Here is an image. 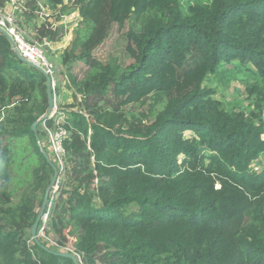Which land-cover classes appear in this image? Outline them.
I'll return each instance as SVG.
<instances>
[{
  "label": "trees",
  "instance_id": "obj_1",
  "mask_svg": "<svg viewBox=\"0 0 264 264\" xmlns=\"http://www.w3.org/2000/svg\"><path fill=\"white\" fill-rule=\"evenodd\" d=\"M65 1L49 3L78 10L82 21L61 60L77 104L59 99L73 131L70 175L46 227L56 251L81 264H264V0L196 2L188 16L180 0ZM36 10L34 1L30 15ZM133 16L142 29L127 34L131 63L97 59ZM49 26L38 28L39 41L61 39ZM76 62L88 67L83 81ZM235 62L259 77L246 87L253 111L228 109L204 86ZM148 100L166 101L153 122L127 113ZM48 107L46 77L17 59L0 31V264H74L32 240L54 177L39 126V140L32 130ZM133 205L135 218L124 212Z\"/></svg>",
  "mask_w": 264,
  "mask_h": 264
},
{
  "label": "rangeland",
  "instance_id": "obj_2",
  "mask_svg": "<svg viewBox=\"0 0 264 264\" xmlns=\"http://www.w3.org/2000/svg\"><path fill=\"white\" fill-rule=\"evenodd\" d=\"M196 2L200 3H208L210 4L212 0H180V3L182 5V11L185 16H188L190 13L189 7L193 5ZM45 3V1H44ZM52 26V25H50ZM49 26V27H50ZM74 26V31L80 26V21L75 20L72 23V27ZM77 26V27H76ZM129 29H133L137 32H140L142 29V24L137 16H133L131 20L126 24L124 30H120L117 26L114 27L113 32L109 39L100 47L98 48L94 55L96 56L97 59H99L102 62H109L113 58H117L119 62L124 65L128 66L131 63L130 56L128 55L126 48L128 45V39H127V34L129 33ZM33 35V34H32ZM74 36V32H73ZM35 40L39 41V38L37 36H31ZM52 47H53V42H52ZM54 47H53V52H54ZM50 53V56L52 57V61L58 67L60 71V85L58 87L57 93V103L58 105L62 103L61 105L68 108L70 106H74L77 104V102L74 100L73 95L75 94L73 90L68 89L67 86H64L67 84L68 78L65 77V73L63 71V66L60 62V57L62 55H56ZM62 52V51H59ZM88 71V67L83 64L76 62L73 65V73L77 76L79 81H83L86 77V73ZM259 77L255 72V69L250 63L246 64H239L237 62L227 65L222 68L221 71L218 72L217 75L209 76L206 81L204 82V86L217 89L218 95L216 96L217 99H221V101L226 105L228 109H234V108H247L249 109V105L252 104L251 111H253L254 107V98L247 99V85L251 84L255 81H258ZM71 85V84H70ZM224 92V95H221V93ZM79 100L81 99V96L78 94ZM60 99V103H59ZM166 102V101H165ZM165 102L158 105L154 106L152 104L151 100L146 101L142 105H137V106H128L127 113L129 115H140V114H145L148 117V120L150 122H153L155 120L156 116L158 113L163 109L165 106ZM78 109V108H76ZM67 111V110H66ZM65 112V111H64ZM66 113V112H65ZM68 113H70L68 111ZM86 116H88L85 113ZM5 113H2L0 116V123L3 122L4 120ZM43 117H41L38 122H39V131L41 133V138H40V143H38L39 147L41 150H44L47 152L48 155H51L53 157V154L48 147L47 140L45 138V135H43ZM185 137L187 139H191L194 137V134H185ZM2 139V138H0ZM4 146V144H3ZM204 150V149H202ZM204 154L206 156H209L211 153L204 151ZM208 163V162H207ZM259 167V166H258ZM261 170L260 167L258 170L254 171H259ZM70 175V172L68 173ZM21 176L19 177V179ZM67 179V177H65ZM65 179V181H66ZM1 185V181H0ZM73 185L69 186L67 190H72ZM59 190L57 194L53 195V198L51 199V214L54 212L55 205L58 204L59 198L61 194L65 192V190L62 191ZM24 192V189H18L17 190V195L16 197H19L22 193ZM40 199L42 195H39ZM94 204L96 206L101 205L99 199H94ZM42 207L40 204L38 205L37 211L39 214L41 213ZM124 212L127 214L128 217L135 218L137 217L139 213V209L136 205H133L131 207H126L124 209ZM51 216V215H50ZM42 243L49 247L50 249L53 250H60L57 245H56V237L52 234L47 235V238L42 239ZM72 247V245H70Z\"/></svg>",
  "mask_w": 264,
  "mask_h": 264
},
{
  "label": "built area",
  "instance_id": "obj_3",
  "mask_svg": "<svg viewBox=\"0 0 264 264\" xmlns=\"http://www.w3.org/2000/svg\"><path fill=\"white\" fill-rule=\"evenodd\" d=\"M35 1L37 7L40 9V17L45 18L43 2L41 0ZM5 2V9H0V28L12 38L17 53L30 63L42 69L50 77L51 88L55 94L54 108L52 112L46 118L42 119L43 133L47 140L48 147L53 154V160L58 168V179L51 195L52 199L53 195L61 190L62 185L65 183V177H67L70 172L68 152L66 151L65 145L67 142L72 141L73 131L71 125L68 123V115L60 110L59 105L56 103V91L61 83L59 79L60 71L50 56V53L53 52L52 41L49 39L43 41L35 40L31 37L35 35H32L27 31L23 25L25 15L29 12L28 0H6ZM50 120H54L53 127L48 126ZM63 123H66L69 126L65 127L63 126ZM50 215L51 201L42 216L38 228L37 236L39 239L47 238L48 234H46V227Z\"/></svg>",
  "mask_w": 264,
  "mask_h": 264
},
{
  "label": "crops",
  "instance_id": "obj_4",
  "mask_svg": "<svg viewBox=\"0 0 264 264\" xmlns=\"http://www.w3.org/2000/svg\"><path fill=\"white\" fill-rule=\"evenodd\" d=\"M43 2V8L45 10V18L40 17V9L36 11L29 17L23 20V25L27 31L31 34L38 33V28H40L45 20H49V25H52L55 28L56 33H60L62 35L61 39L57 42H53L54 52L53 54L62 55L60 57V62L64 59L66 52H68L74 42V26L72 27V23L75 20L82 21L79 11L75 10L70 13H65L61 10V6L55 8L48 0H41ZM45 1V3H44ZM68 1L64 2V5H67ZM71 7V6H69ZM77 27V26H76ZM62 51V52H59Z\"/></svg>",
  "mask_w": 264,
  "mask_h": 264
},
{
  "label": "water",
  "instance_id": "obj_5",
  "mask_svg": "<svg viewBox=\"0 0 264 264\" xmlns=\"http://www.w3.org/2000/svg\"><path fill=\"white\" fill-rule=\"evenodd\" d=\"M0 31L9 39V41L11 42L12 46H13V50L16 54V57L17 59H19L20 61H22L23 63L27 64L28 66L38 70L39 72H41L47 79V89H48V96H49V107H48V111L46 112V114L43 116V119L46 118L53 110L54 108V99H53V95H52V92H51V79L50 77L42 70L40 69L39 67L35 66L34 64L30 63L29 61H27L26 59H24L19 53H17L15 51V44L12 40V38L4 31L0 28ZM39 126V122L37 121L36 123L33 124L32 126V130L34 131L35 135H36V138L37 140H39V135H38V132H37V128ZM40 143V142H39ZM44 155H45V158L47 159V161L49 162V164L51 165L52 169L54 170V177L46 191V194L44 196V200H43V204H42V210H41V213L39 214L38 218L36 219L35 221V224L32 228V240L40 247H42L43 249H45L46 251L50 252L51 254H54L56 256H62V257H65V258H68V259H71L74 264H81L80 263V260L78 259V257L74 254V253H69V252H61V251H56V250H53V249H50L49 247L45 246L38 238L37 236V231H38V228H39V225L41 223V220H42V216L48 206V203H49V198H50V195L52 193V190L53 188L55 187V184H56V181H57V178H58V168L57 166L55 165V163L53 162V160L50 159L49 155L47 154V152H45L44 150H42Z\"/></svg>",
  "mask_w": 264,
  "mask_h": 264
},
{
  "label": "clouds",
  "instance_id": "obj_6",
  "mask_svg": "<svg viewBox=\"0 0 264 264\" xmlns=\"http://www.w3.org/2000/svg\"><path fill=\"white\" fill-rule=\"evenodd\" d=\"M34 1L35 0H28V3H29V12L25 15V18H27L28 17V15H30L31 13H32V4L34 3ZM48 3H49V0H48ZM38 9H39V7H37V10L36 11H38ZM35 11V12H36ZM34 12V13H35ZM47 23H49V20H46L43 24H41V25H44V24H47ZM35 36H37L38 37V33H35L34 34ZM39 38V37H38ZM51 41V40H50ZM53 42V41H52ZM49 157H50V155H49ZM52 157V156H51ZM50 157V159L51 160H53V157L51 158ZM53 162H54V160H53ZM55 163V162H54ZM56 165V164H55ZM57 166V165H56ZM58 179V178H57ZM57 182V181H56ZM55 186H56V184H55ZM64 186V184L62 185V187ZM61 187V188H62ZM55 188V187H54ZM54 188H53V190H54ZM53 190H52V192H53ZM51 195H52V193H51ZM51 195H50V198H49V203H48V206H49V204H50V201H51ZM48 206H47V208H48ZM47 208H46V210H47ZM45 210V211H46ZM38 232V231H37ZM40 240V239H39ZM81 263V262H80Z\"/></svg>",
  "mask_w": 264,
  "mask_h": 264
},
{
  "label": "bare ground",
  "instance_id": "obj_7",
  "mask_svg": "<svg viewBox=\"0 0 264 264\" xmlns=\"http://www.w3.org/2000/svg\"><path fill=\"white\" fill-rule=\"evenodd\" d=\"M49 28H54L53 26H50Z\"/></svg>",
  "mask_w": 264,
  "mask_h": 264
}]
</instances>
